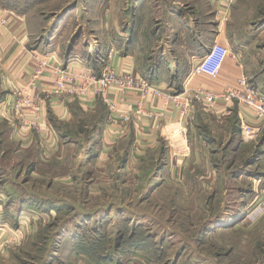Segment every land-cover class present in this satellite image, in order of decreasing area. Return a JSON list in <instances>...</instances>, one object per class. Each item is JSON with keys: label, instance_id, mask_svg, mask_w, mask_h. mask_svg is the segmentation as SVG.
<instances>
[{"label": "rangeland", "instance_id": "374dc122", "mask_svg": "<svg viewBox=\"0 0 264 264\" xmlns=\"http://www.w3.org/2000/svg\"><path fill=\"white\" fill-rule=\"evenodd\" d=\"M137 2L0 0V6L19 7L33 24L44 27L39 35L51 38L66 57L78 44L76 54L93 57V36L106 25L115 30L131 25ZM155 3L151 0L144 16L154 17ZM234 9L240 14L236 20L240 30L250 26L249 34L259 36L254 29L264 27V0H237ZM258 45L263 56L264 33ZM262 59L249 65L251 71L264 67ZM87 69L93 71V64ZM252 84L260 89L254 80ZM24 94L25 90L14 92L16 103ZM106 107L99 109L98 117L75 108V119L66 123L51 116L59 141L51 147L37 137H26L40 130L22 131L17 120L12 128L2 118L0 264H264V198L260 199L264 127L260 123L255 125L260 127L259 136L250 142L241 138L240 122L225 129L239 135L242 149L225 160L213 159L216 177L192 167L189 175L172 178L163 175L168 162L159 152L130 168H126L127 143L115 144L102 156L101 138L95 137ZM209 166L212 169L211 162ZM192 185L197 190L191 193ZM23 208L31 213L20 224V232L18 215Z\"/></svg>", "mask_w": 264, "mask_h": 264}, {"label": "crops", "instance_id": "0c3cea01", "mask_svg": "<svg viewBox=\"0 0 264 264\" xmlns=\"http://www.w3.org/2000/svg\"><path fill=\"white\" fill-rule=\"evenodd\" d=\"M155 1L157 4L153 18L143 14L151 0H138L134 9L135 20L131 25L128 23V27L122 25L116 30L112 25L103 26L93 36V57L90 54H76L81 44L74 46L72 55L66 57L57 44L53 45L51 38L44 39L39 35V32L45 31L44 27L40 29L37 24H33V19H29L23 11H18L19 7L2 8L10 23L0 28V121L4 119L14 128L12 121L16 120L14 106L17 100L14 92L25 90L45 103L41 107L43 120L40 132L27 133L26 137H37L47 147L59 145L51 116L58 122L66 123L75 119V108L98 117L99 109L106 106L94 97L87 100L55 97L53 85L56 78L53 71L55 68L87 69L93 64V72L99 75L108 62L116 73L132 72L137 78L146 80L154 90L174 97L183 96L186 92L193 99L197 89L215 92L242 76L251 83L254 80L264 92V67L259 71H251L249 67L258 63V58L264 59V54L262 56L257 51L262 49L258 41L264 33V27L254 29L260 33L259 36L249 34L252 30L250 26L240 30L236 25L240 14L234 9L237 0L231 4L216 0ZM219 42L232 51L219 79L211 81L196 78L190 83L195 68L214 43ZM83 52H87V48ZM41 61L48 63L47 68L34 88H31V79ZM109 93L115 99L118 112L111 114L106 107L99 134L93 136L95 140L101 138L103 155H100H108V151L119 142L127 143L130 147L126 151L129 155L126 168H130L145 160L150 153L159 152L168 162L163 175L172 178L189 175L192 167L193 171L202 167L204 173L216 177L217 165L214 166L213 159L220 157L225 160L234 150L239 152L242 149L239 135L232 131L228 133L225 129L231 128V122L238 123L241 119L251 125H259L253 114L236 102L211 104L193 100L190 112L185 115L181 105L173 101L164 103L153 94L138 105L143 93L139 89L125 94L118 91ZM177 100L183 102L182 97ZM122 116L129 120L125 122ZM100 155L101 159L104 158ZM241 175H238L239 178ZM167 182L170 181L167 180L163 185ZM212 186H216L215 178L211 191ZM189 189L191 193L197 190L194 185ZM29 210H20L18 225L27 220L26 216L31 213ZM19 231H23L21 225Z\"/></svg>", "mask_w": 264, "mask_h": 264}, {"label": "built area", "instance_id": "2783aa9c", "mask_svg": "<svg viewBox=\"0 0 264 264\" xmlns=\"http://www.w3.org/2000/svg\"><path fill=\"white\" fill-rule=\"evenodd\" d=\"M223 4H231L235 0H216ZM10 21L5 15V11L0 6V28L8 26ZM232 56V51L223 43H214L209 49L208 53L204 56L199 65L195 68L193 77L190 83L196 78L208 79L216 81L219 79L225 63ZM39 69L34 73L30 87L34 88L35 83L40 80L47 68V62L41 61L38 63ZM55 82L53 94L56 96L68 95L70 97L88 98L89 96L99 97L107 106L111 114L118 112V106L110 91H118L120 93H127L134 90H142L143 104L150 94L164 101V103L174 102L181 105L183 112H190L193 100L200 103H214V102H236L246 107L254 116L255 120L264 127V93L256 88L250 80L242 76L238 78L231 85L223 87L221 90L211 92L208 90L197 89L194 92V98L191 99L186 92L183 96H172L169 93L154 90L151 85L143 79L137 78L132 72L116 73L109 65H105L102 73L97 75L89 69H82V71L63 70L56 68L54 72ZM190 84H187L189 86ZM20 99L15 104V117L16 120L21 122L22 131L40 130L42 123V109L45 103L37 97L29 96V92H25L24 96L19 95ZM182 97L183 102H178L177 99ZM126 122L128 117H123ZM241 125V138L244 142H250L257 138L260 133V127L251 125L244 119L240 120ZM261 184V183H260ZM259 184V185H260ZM260 191L264 192V183L260 187ZM264 198V196L260 197ZM260 201V200H259ZM258 201V202H259Z\"/></svg>", "mask_w": 264, "mask_h": 264}]
</instances>
